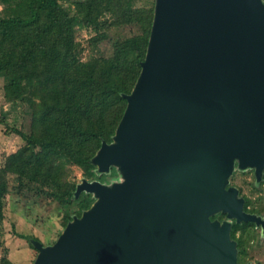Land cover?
Masks as SVG:
<instances>
[{
  "label": "water",
  "instance_id": "1",
  "mask_svg": "<svg viewBox=\"0 0 264 264\" xmlns=\"http://www.w3.org/2000/svg\"><path fill=\"white\" fill-rule=\"evenodd\" d=\"M142 70L74 214L33 264H239L234 223L262 226L230 185L264 175V0H155ZM225 214V219L213 218Z\"/></svg>",
  "mask_w": 264,
  "mask_h": 264
},
{
  "label": "trees",
  "instance_id": "2",
  "mask_svg": "<svg viewBox=\"0 0 264 264\" xmlns=\"http://www.w3.org/2000/svg\"><path fill=\"white\" fill-rule=\"evenodd\" d=\"M0 6V79L5 99L21 109V117L29 118L28 130L9 127L25 142L6 157L0 188L5 192L7 176L15 175L20 186L36 185L69 205L78 184L75 168L89 180L106 181L107 174L98 175L91 159L104 140L112 141L127 107L124 94L131 93L141 73L155 0H0ZM124 25L137 26L139 32L116 40L108 56L91 54L83 59L77 27L90 30V48L96 49L113 27ZM0 122L8 124L6 113ZM110 175L117 176L115 168ZM260 188L264 190V175ZM246 198L245 209L263 210L260 201ZM82 201L78 215L94 199L84 194ZM72 216L65 211V227ZM253 226L233 225L239 264L245 263L256 237ZM22 236L38 252L31 242L35 237ZM0 264L16 263L7 252Z\"/></svg>",
  "mask_w": 264,
  "mask_h": 264
},
{
  "label": "rangeland",
  "instance_id": "3",
  "mask_svg": "<svg viewBox=\"0 0 264 264\" xmlns=\"http://www.w3.org/2000/svg\"><path fill=\"white\" fill-rule=\"evenodd\" d=\"M77 29V40L84 48L83 59L91 54L108 56L112 53L116 40L139 32L137 26L134 25L115 26L96 49H91L92 34L89 32L90 30L78 27ZM3 85V80L0 79V117L6 113L8 119V124L0 122V170L6 157L15 153L25 142L17 132L9 131V127L28 130L26 123H29V118L26 119L27 116L21 117V109H14L6 101ZM245 172L236 171L231 177L230 184L239 189L242 188L245 196L264 203L263 187L261 190L254 191L253 177L250 176V171ZM73 176L77 178L78 182L84 177L83 172L77 168L73 170ZM115 177L108 174L106 181L109 182ZM6 183L5 192L0 188V194L3 192L0 196V257L9 252V256L16 264H33L38 252L30 247L27 238L22 235L33 236L35 237L33 239L41 241L44 245L53 244L65 229V211H69L73 215L76 214V211L83 207L82 196L87 193L83 192L71 204L64 205V200L50 198L36 185L24 182L20 186L15 175H8ZM83 210L85 209L80 210L81 214ZM253 233L256 237L248 249L250 260H252V264H264V245L259 241L258 230H253Z\"/></svg>",
  "mask_w": 264,
  "mask_h": 264
},
{
  "label": "flooded vegetation",
  "instance_id": "4",
  "mask_svg": "<svg viewBox=\"0 0 264 264\" xmlns=\"http://www.w3.org/2000/svg\"><path fill=\"white\" fill-rule=\"evenodd\" d=\"M248 171H250V176L251 177H253V180H254V184H253V186L256 188V189H258V190H261V188H260V184H258V183H256V181H255V172L253 171V170H248ZM248 171H246V172H248ZM245 172V173H246ZM91 180H93V179H91ZM99 180V179H98ZM230 185H232V184H230ZM241 191V190H240ZM254 191H255V189H254ZM242 196H244L245 198L247 197V196H245L244 194H241ZM248 197H250V196H248ZM247 199V198H246ZM260 204L262 205V204H264L263 202H260ZM259 204V205H260ZM263 206V210L261 211V212H256V211H252V207L251 206H248V208L246 209L248 212H250V213H255V214H257V215H260V216H262V217H264V205H262ZM256 207H259L258 205H256ZM217 216V217H216ZM216 216H214L215 218H219V219H221V220H223V219H225V217H226V215L225 214H222V213H220V214H218V215H216ZM249 223H252V222H249ZM254 226H253V229L254 230H258V232H259V237H260V243H263L262 245H264V234H263V232H262V226H260V227H257V225L255 224V223H252ZM244 264H252V260H250V255L248 254V256H246L245 257V263Z\"/></svg>",
  "mask_w": 264,
  "mask_h": 264
}]
</instances>
